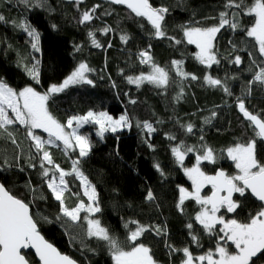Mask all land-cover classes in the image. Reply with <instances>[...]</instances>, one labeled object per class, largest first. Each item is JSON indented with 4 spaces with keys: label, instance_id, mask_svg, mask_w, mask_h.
Here are the masks:
<instances>
[{
    "label": "trees",
    "instance_id": "16d2710c",
    "mask_svg": "<svg viewBox=\"0 0 264 264\" xmlns=\"http://www.w3.org/2000/svg\"><path fill=\"white\" fill-rule=\"evenodd\" d=\"M248 2L250 3L251 0ZM151 3L154 6L164 4L170 7L171 12L166 17L168 35L182 38L178 25L192 20L193 13H195L194 18L201 20L204 26L218 23L217 20L204 18L218 16L219 12L225 10L226 0H151ZM49 4L55 11L49 12L38 8L25 10L23 5L16 3V0H13L11 5L7 0H3L0 2V14L5 15L9 20L26 18L40 31L42 52L33 53L41 60L42 83L38 88L40 91L46 90L52 83L62 82L81 61L95 70L88 74L95 82L94 87L70 86L65 92L53 97L49 102L50 111L61 122H66L71 115H81L90 109L107 111L114 118L127 112L133 124L130 129L105 133L103 140L96 135L97 126L85 125L80 131L89 132L93 144L90 155L82 162V170L95 184L99 193L103 211L97 215L102 224L121 239L126 232L122 226L123 220L136 219L142 224L166 225L168 233L166 237L145 233L141 238L143 243L151 247L154 258L160 264H180L183 259L180 252L169 255V249L165 246L166 241L176 248L189 246L194 255L214 248L215 240L204 235L199 226H196V230L201 233L202 247L190 244L191 238L185 225L199 210V206L194 201H186L184 214L176 208L179 196L177 185L191 190V182L184 175L183 170L175 164L170 147L179 140L197 149L201 144H206L213 148L219 157L215 164L208 162L202 164L206 173H213L219 168L229 174L236 171L234 162L227 158L225 150L236 143H246L255 137L253 128L238 111L237 97L244 99L248 110L264 116V85L259 82L253 83L251 94L247 95L248 82L252 79L253 72L259 70L257 66H264V57L259 55L255 41L246 37L243 32H233L225 27L217 36V53L221 58V64L206 69L195 60L194 45L182 43L173 46L166 38L156 39L150 36L146 21H141L145 24V29H140L135 19L127 18L129 11L122 5H109L106 0H85L79 6L81 10L91 8L95 4H100L101 8L97 9L99 18L92 24L84 26L77 23L79 13L70 0H49ZM105 10L111 11L112 15H102ZM252 20V17L242 16L241 23L246 28L250 26ZM52 24L57 25L55 30L51 27ZM105 24L116 31L107 36L97 32L96 38L104 47L95 48L86 35L87 30L101 28ZM121 30L131 37L127 44L120 40ZM0 41H3L0 43V78L5 79L14 88H22L30 81L16 67V53L19 51L27 54L31 51L28 38L10 24L0 23ZM109 41L112 43L111 48L107 47ZM229 41L236 45L235 52ZM9 44L13 46L12 49L7 47ZM149 44L155 62L169 70L173 82L166 89L156 88L147 83L137 88L125 79L128 75L135 76L150 70L147 65L139 63L137 56L138 52L147 49ZM74 45H81V51L77 52ZM236 54L243 60L239 67L230 63ZM173 59H182L184 71L195 74L200 79L189 78L181 82L171 68ZM253 60L256 62L255 65L252 63ZM249 68L252 71H249ZM206 73L222 79L227 77L233 94L228 96L223 91L206 85L203 80ZM113 82L116 84L115 88L112 87ZM181 87L184 90L183 98L177 102L174 97L180 92ZM129 100H135L136 103L131 104ZM212 112H216L215 118H211ZM209 118H211L210 123L206 122ZM145 120L152 122L158 129L151 138L155 151L148 148L144 143L145 134L135 127L137 121ZM157 120L162 123L156 124ZM188 123L194 126L192 133L184 132L179 126ZM12 128L17 130V144L14 145L10 140L0 138V164L7 159L10 164L15 165V158L19 155L20 165L24 167V171H20L15 166L0 169V182L13 195L30 204L34 216L39 221L40 231L62 253L77 260L79 264H112L106 248L95 239H85V242L97 250L96 254L81 250L80 240L84 239L83 225L74 226L69 222L66 226L64 220L56 219L59 214V202L52 198L46 185L41 183L38 168L30 169L27 166L30 151L35 153V149L31 147L32 142L26 138L25 130L19 125H14ZM38 132L42 137L47 138L45 133L40 130ZM166 132L174 133L177 141H168L164 136ZM201 135L203 141L200 140ZM256 141L258 159L264 162V143L259 138H256ZM50 151L55 162L65 170H70L72 160L78 156V149L69 150L65 155L62 145L60 148L52 147ZM195 155L196 153L187 155L185 166L195 163ZM154 161L160 162L167 173V179H163L155 170ZM29 179L33 187L37 188L36 193L26 187ZM67 179L70 181L71 193L79 195L66 193V203L74 206L81 199L87 203V197L83 195L79 181L73 177ZM148 187H151L157 196L159 208L144 201ZM40 194L47 199H39ZM235 198L242 204L235 214L236 218L242 221L246 220L249 213L254 214L261 206V203L250 194H246L243 198L237 194ZM129 204L131 207H128ZM84 215L81 213L82 217ZM45 217L47 220L44 219ZM26 256L32 264H37L32 253H26ZM253 260L255 264H264V254Z\"/></svg>",
    "mask_w": 264,
    "mask_h": 264
},
{
    "label": "snow or ice",
    "instance_id": "6c2138e0",
    "mask_svg": "<svg viewBox=\"0 0 264 264\" xmlns=\"http://www.w3.org/2000/svg\"><path fill=\"white\" fill-rule=\"evenodd\" d=\"M3 2V0H0ZM79 13L77 23L79 25H90L95 19H98L97 9L100 4H95L91 8L81 10L80 5L85 0H70ZM109 5H122L128 11L127 18L135 19L139 28L144 30L146 21L149 26L148 34L156 39H168L173 46L186 43L194 45L196 52L195 60L206 69H211L213 65H220L221 58L217 53V36L225 27L233 32H243L246 37L255 41L258 46V52L264 57V0H226L224 11L219 12L216 17H205L204 19L217 20L218 23L204 26L201 20H196L195 13L193 19L184 24L178 25L182 33V38L170 36L167 32L166 17L170 14L169 6L161 4L154 6L151 0H106ZM11 5L13 0H7ZM16 3L23 5L25 10L44 9L49 12L55 11L49 4V0H16ZM231 10V11H229ZM102 15H112L111 11L105 10ZM242 16L252 17L253 20L248 27L241 23ZM0 23L10 24L13 28L19 29L26 34L31 51L22 54L17 51L16 67L19 68L30 83L22 88H14L9 83L0 78V138L10 140L12 144H17L16 131L12 128L19 125L25 130L26 138L35 149V153H29L28 168L37 169L40 181L46 185L52 198L59 202V214L56 219L64 220L67 226L69 222L74 226H82L84 239L80 240L81 250L96 254V249L90 247L85 239H95L106 248L112 264H160L154 258L151 247L142 242L141 238L145 233H154L157 236L168 235L167 228L161 225L142 224L136 219L123 220V228L126 230L123 239L119 238L111 229L103 225L97 214L102 213L101 201L95 184L82 170V162L87 158L93 148V144L88 135L82 134L80 129L85 125L97 126L96 135L101 140L105 133H117L128 128L133 124L132 120L125 112L118 118H114L107 111L88 110L81 115H71L66 122H61L53 115L49 109V102L53 97L65 92L70 86L89 85L95 86V82L89 78L88 74L95 70L81 61L75 69L66 76L59 84L52 83L46 90H38L42 83L41 78V60L33 53H41V33L26 18L11 19L0 14ZM51 27L55 30L56 24ZM116 31L110 25L105 24L101 28H88L87 37L95 48H102L104 45L96 38L99 32L105 36ZM131 37L121 30L120 40L127 44ZM3 41H0L2 43ZM232 44V41H229ZM12 49V45H7ZM112 47L111 41L107 44ZM233 51L237 50L236 45L232 44ZM77 52L81 51V45H74ZM151 45L147 49L140 50L137 54L139 63L147 65L150 69L147 73L141 72L139 75H128L125 77L129 84H134L137 88L143 84H151L156 88H167L172 81L169 70L158 65L150 52ZM251 56V53H249ZM230 63L239 67L242 63V57L238 54L230 60ZM253 65L256 62L252 61ZM184 61L182 59H173L171 68L175 71L181 82L184 80H199L195 74L188 73L183 69ZM258 71L253 72L252 79L248 82L247 95L251 94V85L259 82L264 85V66H257ZM249 71H252L249 68ZM123 75V70H121ZM103 77H101L102 79ZM233 79L235 77H232ZM204 83L209 87L219 89L226 95L233 93L228 85V78L213 77L205 74ZM112 87L116 84L113 82ZM184 90L174 99L177 102L183 98ZM127 95V93H126ZM129 103L135 104V100H129ZM236 106L244 119L249 122L253 128L255 137L246 143H236L228 147L225 151L227 158L234 162L236 174L230 175L223 169H218L214 174L206 173L202 164L208 162L215 164L219 159L215 150L206 144H201L200 148L189 147L183 140L173 144L170 152L174 158L175 164L183 170L184 175L191 182L189 188L177 185L178 201L177 210L184 214L186 201H194L199 206V210L186 223L185 227L190 236V244L196 247H202L201 233L196 230V226L202 230L204 235L212 237L215 240L214 248H209L199 255H194L189 246L176 248L165 242L169 249V255L180 252L183 259L180 264H255L253 258H259L264 254V162L258 159L256 152V138L264 141V116L260 113H252L245 106L244 99L237 97ZM216 112H212L211 118H215ZM211 118L206 122L210 123ZM156 124L162 123L157 120ZM179 123V121H177ZM180 128L186 133L193 132V125L180 124ZM135 127L141 130L144 135V143L152 151H155V145L151 143V138L158 131L152 122L147 120L137 121ZM37 130L47 133L45 139L37 134ZM168 141H177L174 133H164ZM201 135L200 140L203 141ZM65 155L69 150L76 151L78 156L72 160L70 170H65L56 163L50 148H60ZM189 153H196L195 163L191 167L185 166V159ZM117 149V155H118ZM15 165L10 164L7 159L0 164V169L18 167L24 171L20 165V156L15 158ZM153 167L163 179H167V173L164 171L159 161H154ZM68 177L78 180L83 190V195L87 197V203L79 200L74 206L66 203V193H71L70 181ZM26 187L33 193L37 188L33 187L29 179ZM210 187V195H202L204 189ZM115 191V190H114ZM78 196V193H71ZM250 194L256 200L261 202L259 210L254 214L249 213L246 220L236 218L238 209L242 207L239 199ZM39 199L45 200L46 196L40 194ZM146 203L155 205L157 196L151 187L147 188L144 196ZM128 207H131L129 204ZM81 213L85 215L82 217ZM226 214H234L226 218ZM47 220V218H44ZM38 219L34 216L30 204L25 200L13 195L3 183H0V264H32L31 260L25 255V250L34 249V254L38 258L37 264H78V261L69 255L61 253L52 243L41 235L38 227ZM75 239V238H74Z\"/></svg>",
    "mask_w": 264,
    "mask_h": 264
},
{
    "label": "rangeland",
    "instance_id": "374dc122",
    "mask_svg": "<svg viewBox=\"0 0 264 264\" xmlns=\"http://www.w3.org/2000/svg\"><path fill=\"white\" fill-rule=\"evenodd\" d=\"M59 84V83H58ZM39 90V89H38ZM83 129V128H82ZM82 129H80V131L82 130ZM39 130H37V133L39 134V135H41L42 136V134L40 133V132H38ZM41 131V130H40ZM95 131H97V128H95ZM42 132V131H41ZM44 133V132H43ZM46 135H47V133H45ZM82 134H85V135H88L89 136V138H90V133L89 132H83ZM192 166V165H191ZM191 166H187V167H191ZM225 171V170H224ZM226 172V171H225ZM236 172H237V170L235 171V172H233V173H231L230 175H234V174H236ZM228 173V172H227ZM229 174V173H228ZM211 192V189H210V187H206L205 189H204V191H203V193H202V195H209V193ZM233 214H226V218H230L231 216H232Z\"/></svg>",
    "mask_w": 264,
    "mask_h": 264
},
{
    "label": "water",
    "instance_id": "95a60500",
    "mask_svg": "<svg viewBox=\"0 0 264 264\" xmlns=\"http://www.w3.org/2000/svg\"><path fill=\"white\" fill-rule=\"evenodd\" d=\"M246 106V105H245ZM239 111V110H238ZM250 111V110H249ZM253 113V112H252ZM255 114V113H254ZM241 115H242V113H241ZM243 116V115H242ZM244 118V117H243ZM262 141V140H261ZM263 143H264V141H262ZM219 169H221V168H219ZM218 170V169H217ZM215 172H213V173H209L210 175L211 174H214ZM0 183H2V182H0ZM6 187V186H5ZM7 188V187H6ZM211 194V192L209 193V195ZM236 197V196H235ZM234 197V198H235ZM254 198V197H253ZM255 199V198H254ZM256 200V199H255ZM256 201H258V200H256ZM258 202H260V201H258ZM261 203V202H260ZM30 208H31V206H30ZM32 210V209H31ZM39 227V226H38ZM40 230V229H39ZM41 232V231H40ZM41 235L42 236H44L43 234H42V232H41ZM44 238L46 239V237L44 236ZM47 240V239H46ZM49 241V240H48ZM50 242V241H49ZM50 243H52V242H50ZM53 244V243H52ZM54 245V244H53ZM55 246V245H54ZM56 247V246H55ZM57 248V247H56ZM58 249V248H57ZM59 250V249H58ZM60 251V250H59ZM61 252V251H60ZM26 253H32L33 255H34V257H35V259L38 261V258L35 256V254H34V249H30V250H25V255H26ZM62 253V252H61ZM64 254V253H63ZM67 255V254H66ZM72 258V257H71ZM79 264V263H78Z\"/></svg>",
    "mask_w": 264,
    "mask_h": 264
}]
</instances>
